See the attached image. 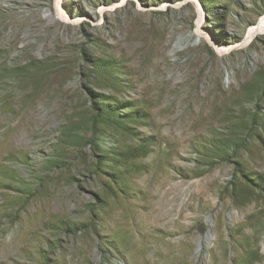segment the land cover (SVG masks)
Segmentation results:
<instances>
[{
	"label": "rangeland",
	"instance_id": "obj_1",
	"mask_svg": "<svg viewBox=\"0 0 264 264\" xmlns=\"http://www.w3.org/2000/svg\"><path fill=\"white\" fill-rule=\"evenodd\" d=\"M263 13L0 0V264H264Z\"/></svg>",
	"mask_w": 264,
	"mask_h": 264
},
{
	"label": "bare ground",
	"instance_id": "obj_2",
	"mask_svg": "<svg viewBox=\"0 0 264 264\" xmlns=\"http://www.w3.org/2000/svg\"><path fill=\"white\" fill-rule=\"evenodd\" d=\"M48 14H49V12H48ZM200 18H199V20H198V23H197V26L195 27V29H194V33L195 34H197L196 36H201V35H203V33H202V31H201V29H200V27H199V24H200ZM262 30H264V13L257 19V21H256V23H255V25H253V26H251L249 29H248V32H247V34H246V37H245V39L243 40V42L242 43H246V42H248V40L249 39H251L253 36H255V35H257L260 31H262ZM211 43L212 44H214V46H216L215 45V43L213 42V41H211ZM216 50H217V52L219 53V55H224L226 52H228L229 50H231V47H224V48H219V47H217L216 46ZM263 67V66H262ZM213 94V93H212ZM155 186H156V196H157V193H159V192H161L162 191V189L165 187V185L166 184H168L169 183V179L167 178H164V179H159V180H156L155 182ZM236 187H238V185H236ZM178 188V187H177ZM176 189V188H175ZM236 189V191L238 190V188H235ZM173 190V189H172ZM235 191V192H236ZM236 194H238V193H236ZM240 196V195H239ZM118 200H120V199H118ZM128 201H129V199H127ZM123 201H125V200H123ZM161 201V200H160ZM127 202V201H126ZM134 202V201H133ZM132 202V203H133ZM118 204L120 203V202H117ZM128 203V202H127ZM126 203V204H127ZM125 204V205H126ZM129 204H130V202H129ZM135 204V203H134ZM136 205V204H135ZM117 206V205H116ZM148 206V205H147ZM118 208V207H117ZM120 208H121V206H120ZM148 208V207H147ZM122 210V209H121ZM152 212V211H151ZM149 213V212H148ZM168 213V212H167ZM169 215L171 214V212H169L168 213ZM119 215V214H118ZM136 215V214H135ZM167 215V214H166ZM137 216V215H136ZM168 216V215H167ZM181 216H182V214L179 212V214L176 216L177 218V220H179V218H181ZM134 217V216H133ZM144 217V216H143ZM197 217V216H196ZM172 219V218H171ZM196 219V218H195ZM68 221V220H67ZM134 221V220H133ZM175 221V220H174ZM130 222H132V221H130ZM119 223V222H118ZM135 223V222H134ZM121 224H123L122 226H126V227H130L129 228V233L130 234H132L133 233V227H131L130 226V224H129V221L128 220H121L120 221V225ZM121 228H124V227H121ZM135 228V227H134ZM148 230V229H147ZM183 230V229H182ZM118 231V230H117ZM123 232V231H122ZM121 232V233H122ZM171 232V231H170ZM173 232V231H172Z\"/></svg>",
	"mask_w": 264,
	"mask_h": 264
}]
</instances>
